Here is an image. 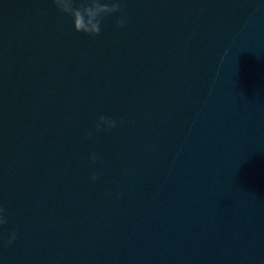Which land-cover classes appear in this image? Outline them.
Here are the masks:
<instances>
[{"label":"water","instance_id":"1","mask_svg":"<svg viewBox=\"0 0 264 264\" xmlns=\"http://www.w3.org/2000/svg\"><path fill=\"white\" fill-rule=\"evenodd\" d=\"M122 5L88 36L0 0V260L264 264V3Z\"/></svg>","mask_w":264,"mask_h":264},{"label":"clouds","instance_id":"2","mask_svg":"<svg viewBox=\"0 0 264 264\" xmlns=\"http://www.w3.org/2000/svg\"><path fill=\"white\" fill-rule=\"evenodd\" d=\"M51 3L63 14L70 18L71 27L74 32H81L88 36H96L101 30V21L105 16L113 18V27L120 28L126 23V14L123 11L122 0H51ZM264 3V0H261ZM117 120L112 116L100 113L92 123L91 132L85 131L84 136L88 137L92 133L102 130L112 129L116 126ZM99 154L95 151L88 153L87 160L96 162ZM123 172V170H122ZM99 168L88 173V180L94 182L100 176ZM5 210L0 206V225L6 222ZM16 229L10 228L6 237L0 234V247L10 244L16 239ZM0 264L3 261L0 260Z\"/></svg>","mask_w":264,"mask_h":264}]
</instances>
